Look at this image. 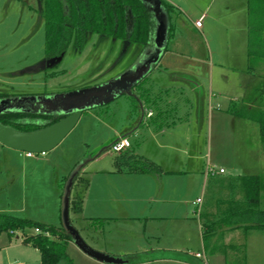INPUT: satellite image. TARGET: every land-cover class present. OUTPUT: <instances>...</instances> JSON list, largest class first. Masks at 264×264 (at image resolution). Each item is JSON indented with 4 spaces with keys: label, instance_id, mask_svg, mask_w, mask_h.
<instances>
[{
    "label": "rangeland",
    "instance_id": "374dc122",
    "mask_svg": "<svg viewBox=\"0 0 264 264\" xmlns=\"http://www.w3.org/2000/svg\"><path fill=\"white\" fill-rule=\"evenodd\" d=\"M240 21L238 18L235 23ZM233 27L229 33H217L219 36L213 37L217 40L208 44L201 42L200 33L189 24V43L175 45L191 52L199 47L205 62L202 67L176 57L169 59L168 53L163 57L161 67L172 61V68H203L205 74L200 78L204 81L164 69L148 76L155 88L173 87L172 95L155 91L163 100H172L163 105L171 123L164 132L152 125L139 126L143 114L139 102L126 92L84 110L64 139L45 153L28 156L27 151L0 142V213L70 227L89 248L122 259V264H180L165 260L167 257L197 260L194 254L204 252L202 223L222 216L231 201L244 204L243 175L264 176L259 124L228 110L230 103L241 110L246 104L264 109V76H251L255 81L246 90L241 73L230 68L248 63L247 27ZM44 42L43 0H0V93L9 95L0 101L23 100L25 106L37 110L38 97L71 93L123 77L137 63L141 50L138 44L126 45L89 33L82 49L72 41L62 61L48 67ZM210 66L213 84L209 83ZM219 71L230 76L233 85L224 84L223 76L219 81ZM174 89L179 91L174 93ZM131 103L137 105L136 111ZM173 103L178 104L174 115ZM135 129L136 136L130 132ZM128 132L134 152L141 155L130 164L143 169L141 173L129 172V165L117 163L120 153L111 150L112 142ZM209 165L226 171L206 174ZM180 170L186 172H176ZM80 194L81 209L76 211L73 201ZM260 200L264 209V188ZM95 217L105 218V225L92 227L90 218ZM218 233L227 244L243 243L246 257L247 237L252 231L223 224ZM17 236L22 239L23 232L1 234L0 264H40V252L32 246L20 243L8 253L2 250L6 244L19 243ZM66 251L75 264H111L87 254L74 238ZM213 255L205 254L209 261Z\"/></svg>",
    "mask_w": 264,
    "mask_h": 264
},
{
    "label": "trees",
    "instance_id": "16d2710c",
    "mask_svg": "<svg viewBox=\"0 0 264 264\" xmlns=\"http://www.w3.org/2000/svg\"><path fill=\"white\" fill-rule=\"evenodd\" d=\"M160 2L169 13L172 6L164 0ZM248 9V56L252 58L249 68L258 75L264 76V0H248ZM43 18L45 56L50 62L48 67L58 65L62 61L72 41L77 49H82L89 33L112 37L126 45H140L139 59L142 53L151 49L154 44L156 20L151 9L142 0H43ZM57 73L59 72H52L51 75ZM146 81L145 76L132 87L130 97L134 101L139 103L145 101L147 104L153 101L149 90L145 87ZM7 97L8 94L0 93V100ZM243 108L244 110H241L231 104L228 110L232 114L257 122L264 142V109L251 104H246ZM62 118L64 115L18 111L0 114V123L30 132L46 128ZM135 158L136 156L129 152L118 155L115 161L129 165V172L142 171L130 164ZM150 165L154 164L150 163ZM155 167L161 170L159 166L155 165ZM263 180L262 173L243 175L246 198L244 204L231 201L222 216L211 222L202 223L201 235L205 254H223L227 258V264H246L245 245L225 243L223 234L218 233V230L223 224L244 230L264 228V209L260 207ZM82 197L80 194L73 201L76 211L81 209ZM90 224L92 227L101 228L105 225V218H92ZM36 228L40 229V232L25 233L27 229ZM18 231L23 232L24 244L40 252V264H75L66 251L67 244L73 236L64 226L43 224L10 213H0V236L4 232L14 234Z\"/></svg>",
    "mask_w": 264,
    "mask_h": 264
},
{
    "label": "crops",
    "instance_id": "0c3cea01",
    "mask_svg": "<svg viewBox=\"0 0 264 264\" xmlns=\"http://www.w3.org/2000/svg\"><path fill=\"white\" fill-rule=\"evenodd\" d=\"M160 1V0H159ZM166 3L172 6V9L169 11V13L163 9V12H166L167 17H168V30L165 33V46L164 50L161 53L160 58L158 59L157 63L152 66V68L144 75L146 76L147 81L149 80L150 83L146 81L145 87L146 89L149 90L151 99L153 100L151 103L147 104L145 101L140 102V109L141 112L143 113L141 116V120L139 122V126H148L152 125L155 130H160L161 132L165 131L166 126H170L171 123L170 121L166 119L167 113L166 110H164L163 105H169L170 102H172L171 98H168L167 100L161 97H158L159 94H155L156 90H162L168 95V92L171 94L173 93L172 86H166L165 87H160L157 86L155 88L154 82L151 78L148 76L154 72V71H161V70H166V71H178L182 72L184 74H189L197 77L198 80H203L200 77H204V72L203 68L202 71H200V68L198 67H192L191 69H181L178 67H171L172 61L169 63V66L166 67H161L162 66V59L163 57L168 53L169 54V59L171 57H176L181 60H187L189 64L193 63H199L201 64V67L204 66V57H202V54L200 53L199 47L193 48V51H187L182 46H176L175 43L177 44H187L188 42V31H186V28H188L189 24L192 25L195 29L198 30L200 33L201 37V42L206 41L208 44L210 43V40H217L213 39V37H217V33H229L230 28H234L233 26H243L242 28L247 27L248 30V36H249V9H248V0H164ZM161 4V2H160ZM162 5V4H161ZM163 6V5H162ZM151 11L154 14L155 20H156V26H155V33H154V40L157 35V27H158V20L156 18L155 12L151 7H149ZM238 18H241V21L237 24L235 21H238ZM203 20L201 26L196 25L197 20ZM237 24V25H236ZM240 24V25H239ZM171 28V33L169 34V30ZM154 43V42H153ZM156 50V45L153 44V47L149 50H146L149 55H152ZM145 52V51H144ZM190 52V53H189ZM142 57V55H141ZM140 57V59H141ZM247 66L246 65H231L230 68L232 70L240 72L242 78V87H246V90H249L251 88L250 85L254 83V78H251V76H257L259 77L257 73L253 72L250 70V64L252 61V58L248 56V50H247ZM140 59L137 61V63L140 61ZM242 63V62H241ZM250 63V64H249ZM220 66H223L222 64H219ZM210 74L208 75L209 77V83L213 84V78L211 75H213V66H210ZM218 80L220 81L222 76L224 79H222L223 83L231 86L233 85V82L231 80V77L228 75H223L220 71L218 72ZM215 79V78H214ZM148 83V84H147ZM179 90L174 89V93L178 92ZM169 94V95H170ZM172 95V94H171ZM157 96V97H156ZM233 102V99H231ZM163 103V104H162ZM174 104V103H173ZM230 103L229 105H231ZM175 106H173V111L172 114L174 115L177 113L178 109V104L175 103ZM228 105V106H229ZM132 111H136L137 105L135 103H131ZM152 112V115L149 116L148 113ZM170 114V113H169ZM146 115V116H145ZM163 115V117H162ZM175 124V123H172ZM132 134L135 136L137 135L138 129L130 131ZM130 132L126 133L125 135L116 138L115 140L119 138L126 137L129 139V134ZM114 140V141H115ZM113 141V142H114ZM112 142V143H113ZM164 143V142H163ZM159 144L160 146H165V144ZM139 144V143H138ZM169 147L171 145L169 144ZM129 149V150H128ZM123 152V153H122ZM120 152V154L124 153H133L136 157H140V154H137L134 152V147L131 143V146L124 151ZM119 154V155H120ZM150 163H153L152 161L148 160ZM155 164V163H153ZM156 165V164H155ZM159 166V165H157ZM210 166V165H209ZM213 166V165H212ZM223 168V167H221ZM143 171V169H141ZM225 170V169H224ZM142 171H132L133 173H141ZM161 172H164V170L161 168ZM226 171V170H225ZM169 172V171H167ZM180 173L186 172L185 170H180L176 171ZM250 175V174H247ZM96 218V217H95ZM99 218V217H97ZM92 219V218H90ZM201 227V226H200ZM201 229V228H200ZM248 231H252L253 234L249 235L247 237V244H246V264H261L264 261V228H251ZM17 233V232H15ZM15 233L13 235H15ZM19 243L16 241L13 244H6L2 250H5L6 253L10 251V249L16 248L17 246L26 245L30 246L27 244H24L22 242V239L19 238V236L16 237ZM202 238V235H201ZM203 246V242H202ZM37 250V249H36ZM196 254V253H195ZM194 254V257L196 255ZM215 255V256H214ZM212 256L211 261L207 259L208 264L212 262V264H227V258L223 254H219L220 256H216L214 254ZM197 258V257H196ZM229 259V258H228ZM16 260V259H15ZM165 260L168 261H176L180 264H202L203 261L200 258H197V260H182V259H171L167 257ZM195 261H197L195 263ZM15 264H28L25 261H18L15 262Z\"/></svg>",
    "mask_w": 264,
    "mask_h": 264
},
{
    "label": "water",
    "instance_id": "95a60500",
    "mask_svg": "<svg viewBox=\"0 0 264 264\" xmlns=\"http://www.w3.org/2000/svg\"><path fill=\"white\" fill-rule=\"evenodd\" d=\"M142 1L153 9L158 20L157 35L154 40V44L156 45L155 52L152 55H149L146 51L143 52L140 61L134 64L123 77L71 93H58L46 97H38L37 99L45 107L44 111L46 113L67 116L46 128L30 132L20 131L0 123V142L3 145L31 153L50 151L73 129L84 110L106 103L120 94L131 93L132 87L144 77L160 58L165 46V33L168 30V17L166 12H163L164 7L160 4V1ZM17 111L22 112L25 109L19 107L18 104H11L9 100L0 101V114ZM71 181H69L64 193L65 202L72 185ZM64 227L72 234L77 244L90 256L111 264H122L124 262L122 259L96 252L89 248L81 241L76 232L70 229V227Z\"/></svg>",
    "mask_w": 264,
    "mask_h": 264
},
{
    "label": "built area",
    "instance_id": "2783aa9c",
    "mask_svg": "<svg viewBox=\"0 0 264 264\" xmlns=\"http://www.w3.org/2000/svg\"><path fill=\"white\" fill-rule=\"evenodd\" d=\"M202 24V20L199 19L196 21V25L197 26H201ZM149 116L152 115V112H149L148 113ZM131 146V142L128 138L126 137H123V138H119L117 140H115L112 145H111V150L114 151V152H122L124 151L125 149L129 148ZM28 156H31L32 153L31 152H26ZM225 170L224 168H219V169H216L214 166L210 165L207 167V170H206V174H217V173H224ZM201 200L200 198L197 199V203H200ZM36 232H40V229L36 228L35 229ZM196 257L197 258H200L203 263L202 264H208V261H207V258L205 256V253H200V252H197L196 254Z\"/></svg>",
    "mask_w": 264,
    "mask_h": 264
},
{
    "label": "flooded vegetation",
    "instance_id": "af4514ba",
    "mask_svg": "<svg viewBox=\"0 0 264 264\" xmlns=\"http://www.w3.org/2000/svg\"><path fill=\"white\" fill-rule=\"evenodd\" d=\"M11 104H18L19 105V107H23L24 109H25V111H22V112H38V113H45V114H50V113H46V111H44L45 110V107L43 106V104H41V103H39V107H38V109L37 110H35V108H33V107H30V106H28V105H24L23 104V101H12L11 102ZM28 106V107H27ZM18 112V111H17ZM53 115H61V114H56V113H53ZM67 115H64V117H66ZM63 119V118H62Z\"/></svg>",
    "mask_w": 264,
    "mask_h": 264
}]
</instances>
